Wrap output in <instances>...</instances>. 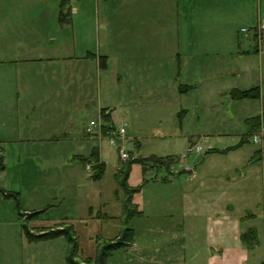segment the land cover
Instances as JSON below:
<instances>
[{
  "label": "crops",
  "instance_id": "obj_1",
  "mask_svg": "<svg viewBox=\"0 0 264 264\" xmlns=\"http://www.w3.org/2000/svg\"><path fill=\"white\" fill-rule=\"evenodd\" d=\"M91 1L76 0L71 13H66L69 9L64 8L66 21L63 23L59 20L63 11L61 0L43 8L42 4H33V10H48L46 13L50 12L51 20L48 25L41 23L38 26L47 28L42 33L20 42L25 47L23 56L0 60V70L8 64L16 67L29 65L11 69L16 74L15 81L0 84V104L29 106L32 113H37L41 107H61L67 117L49 137L43 132L22 137L19 128H15L13 134L0 131V144H5L7 148L11 145L19 148L16 154L22 177L25 166L28 174L33 165L45 170L50 162L60 168L62 162H59L61 158L58 154L62 155L64 151L69 155L63 165L72 169L75 165V141H94L85 133L92 122L88 126L86 124L81 134L75 135L73 131L75 110L86 109L91 103L88 88L94 87L95 73L107 75V91H112L113 81L117 82L118 86L115 84L114 87L117 94L114 96L118 103L128 107L165 97L170 88L176 86V49L170 37H166V32L174 29V13L182 9L185 16L193 18L190 27L195 26L197 31L194 36L187 35L189 46L183 56L184 71L190 70L189 73L194 72L199 78L191 86L198 85L206 78L207 67L197 59L211 55L230 57L233 61L228 63L226 74L238 73L242 78L247 77L249 83L237 89L242 92L259 89V98L250 100L259 104V114L243 119L234 117L233 120L242 124L247 132L235 136L221 133V136H229L220 142L222 146L227 144V147L220 148L222 151H210L193 170L187 168L179 172L178 165H174L171 157H168L171 162H167V167L158 165L154 168L152 164L157 162L151 161V166L144 162L145 180L141 189L130 183L129 178L130 189L138 190L132 197V204L139 214L130 220L128 226L122 215V231L135 227L134 221L138 217L152 221L165 218L166 225L162 226L159 222L150 224L158 232L168 231L173 235L172 244L168 240L158 245L150 244L144 237L131 244L129 249L136 252L142 264H250L253 260L254 264H260L259 258L264 252V242H261V229L264 230V143L254 148L248 139L255 133L254 125L249 120L260 118L262 121L264 118V74L261 76L263 80L254 84L253 75H250L254 72L249 66L256 58L264 63V36L253 35L245 44L238 42V36L230 30L226 40L218 35L207 37L205 23L212 27L213 34L222 27L217 17L220 4L217 0H182V8L179 0L178 3L177 0ZM208 6L211 17L206 20ZM49 30L56 33L50 34ZM141 31L150 35H140ZM159 31L164 36H160ZM88 34L91 35L90 39L87 38ZM246 46L248 51L245 50ZM48 74L50 80H47ZM32 75H41L42 81H30L28 76ZM181 79L179 75L178 81ZM6 95L8 98L5 99ZM231 100L235 101L233 98ZM98 101L101 106L102 96ZM109 104H112L110 100ZM116 109H102V112L106 110V114L112 118ZM126 114L130 116L131 113ZM93 119L95 122L97 118ZM26 120L29 122V118ZM21 122L0 116V125L4 127ZM39 123L41 120L35 117L37 128ZM173 130L171 138L189 139L193 146L202 140L209 141L204 135L194 136L193 133ZM230 140L231 146L228 144ZM25 152L30 154L26 156ZM209 159H214L213 163ZM165 169L167 176L162 175ZM0 170L6 176L8 163L4 157L0 160ZM146 191H149L148 196ZM106 219L112 220V217L107 215ZM251 229L256 231L258 239L253 247L246 246L242 241V236ZM179 240L183 241L180 245L176 243Z\"/></svg>",
  "mask_w": 264,
  "mask_h": 264
},
{
  "label": "rangeland",
  "instance_id": "obj_2",
  "mask_svg": "<svg viewBox=\"0 0 264 264\" xmlns=\"http://www.w3.org/2000/svg\"><path fill=\"white\" fill-rule=\"evenodd\" d=\"M56 1L58 0H0V60L8 61L23 56L25 47L20 42H24L31 35L42 33L44 26H38L41 23L48 25L51 20L50 12L46 13L48 10H33L31 9L34 7L33 4H42L43 8L45 5L55 4ZM217 1L220 3L217 17L222 27L218 29V33L213 34L212 27L205 23L207 37L212 38V35H218L217 37L226 40L230 30L238 36V42L245 44L251 40L253 35L264 36V0ZM62 3L63 0H61ZM179 3L182 8L183 1L179 0ZM73 4H76V0L66 1V10L69 9L66 13L72 12L70 9ZM208 8L206 20L211 17V8L210 6ZM192 19L190 15L185 16L182 9L180 11L177 9L173 17L174 29L166 32V37H170L176 49L174 73L176 72L177 77L176 86L170 88L168 95L156 97L144 103L138 102L129 107L125 106V104L118 103L117 97L114 96L117 94L114 89L115 84L116 87L118 86L117 82L113 81L112 91H107V75L100 72L93 76L95 88H88V93L91 94L90 105L86 109L75 110V130L73 131L75 135L76 133L81 134L86 124L88 126L94 121V117L97 118L95 121L98 124L115 130L126 125L125 139H120L117 143L119 146H124L129 160L124 161L118 148L110 146V141L107 139L109 138L107 137L108 132L104 129L103 139L89 136L86 129V136L94 141H75V165L72 169L63 165L69 155L64 151L62 155L58 154L61 158L59 162H62L60 168L54 167L55 165L49 162L45 170L39 165H33L28 174L25 166L23 167L25 175L22 177L16 154L19 148L13 145L7 148L5 144H0L2 157L8 163L6 176L0 170V264H67V259L74 249V243L77 248L75 262L95 264L101 248L118 241L123 232V221L120 218L122 215L125 218L123 208L129 196L121 182L130 162H135L131 166L130 183L141 189L145 180L143 177L144 162L149 165L151 161L157 162L155 165L152 164L154 168L158 165L167 167V162H171L168 157H171L175 162L174 165H178L179 172L181 169L184 172L186 168L193 170L196 165L201 164L203 157H206L210 151H222L220 148L227 147V144L222 146L220 142L225 141L224 139H228L229 136H221V133L235 136L247 132L246 128L242 124H237L233 118L243 119L259 114V104L248 99L231 100V93L242 92L237 88L244 84L249 85L247 77L242 78L238 73L226 74L229 68L228 63L233 61L232 58L225 55H211L208 58L197 59V62L201 60L207 67L206 78L198 85L191 86L199 78H196L197 75L194 72L189 73L190 70L184 71L183 56L189 46L187 35L194 36L197 33L195 26L190 27ZM49 33L55 34L56 32L49 30ZM159 34L164 36L161 31ZM140 35L149 36L150 34L141 31ZM87 38L90 39L91 35L88 34ZM245 50L248 51L247 46ZM218 63L220 67H217ZM253 63L249 68L254 72L250 75H253L252 79L255 84L263 80L261 76L264 74V63L262 64L258 58ZM23 67H29V65L20 64L16 67L8 64L3 66L4 69L0 70V84L15 81L16 74L11 72V69ZM13 74H15L14 78H12ZM179 75H181V81H178ZM28 78L30 81H42L41 75H32ZM47 80H50L49 74ZM227 91L230 92L227 93ZM99 96H102L101 106L98 101ZM6 98H8L7 95ZM109 100L113 105L109 104ZM107 108L117 109L114 116L110 117V121L106 123L102 109ZM126 113L131 114L128 116ZM0 116H6L7 120L12 118L22 121L21 124L14 123L10 127L0 125V131L11 134L15 132V128H19L22 137L38 132H43L46 137H49L55 128L60 127L66 121L67 117L61 107H41L40 111L32 113L29 106L20 107L8 103L0 104ZM35 117L41 120L38 128V125L34 124ZM26 118H29V122ZM173 129L185 134L193 133L194 136L204 135L209 138V141L202 140L193 146V142L189 139L171 138L174 133ZM228 144L231 146V140ZM251 144L254 148L259 147ZM197 146L203 147V154H188L191 147ZM94 149L100 152L104 160L99 155L100 163L105 162L107 165L99 181L91 178L93 161L86 163L83 161V159H90ZM28 154L25 152L26 156ZM213 161L214 159H209V162L213 163ZM89 166H92L91 170ZM166 171L165 169L162 175L167 176ZM146 193L148 196L149 191ZM7 195H12L14 198ZM107 215L112 217V220L106 219ZM150 222L166 225L164 217L157 221L138 217L134 221L135 227L132 228L134 230L132 243L144 237L149 240L150 244L158 245L163 243V240H168L172 244L173 235L168 231L158 232ZM135 229H137L136 233ZM64 231L65 234L40 239L43 235ZM261 232L263 244L264 230L261 229ZM70 238L75 242L72 243ZM176 243L180 245L183 241L179 240ZM129 248L114 252L107 264H142L136 252ZM254 262L253 260L250 264ZM259 262L264 264V252Z\"/></svg>",
  "mask_w": 264,
  "mask_h": 264
},
{
  "label": "trees",
  "instance_id": "obj_3",
  "mask_svg": "<svg viewBox=\"0 0 264 264\" xmlns=\"http://www.w3.org/2000/svg\"><path fill=\"white\" fill-rule=\"evenodd\" d=\"M67 0H63L62 6L61 8L64 11V8H66L65 4H66ZM61 12V16H60V22H65L66 21V15L64 14V12ZM260 96L259 94V89H252L250 91H246V92H234L232 93V98L235 100H255L258 99ZM107 111L103 112L104 118H105V122H109L110 121V115L106 114ZM260 118H255V119H251L249 120V123L251 125H254L253 128L255 129V132L258 131V129L260 128ZM109 129V127L105 126V131ZM249 140V139H248ZM100 153L98 150H94L90 156V159H83L84 163L86 162H91V160L93 161L94 167H93V175H92V179L94 181H99L102 179L107 165L103 162L102 164L100 163V157H99ZM141 162V160H140ZM135 162H130L128 164V169L127 171L123 174V180L121 182L123 188L126 190V193L129 196V199L126 203V205L124 206V215H125V225L128 226L130 220L136 216L138 213V211L135 209V207L132 204V197L133 195H135L138 190H133L130 189L129 187V178H130V174H131V166L132 164ZM166 164V162H165ZM9 197L14 198V196L12 195H7ZM16 198V197H15ZM65 234L66 232H61V233H57V234H52V235H43V237H41L40 239H46L48 237H56L59 236L61 234ZM134 240V231L127 227L125 230H123V232L121 233V235L119 236L118 241L114 242V243H109L104 245L100 252L98 253L96 260H95V264H107L109 257L116 251L119 250H123V249H127L129 248L130 244L133 242ZM70 241L72 243L75 242V240L70 238ZM242 241L246 246H254L258 239H257V233L254 229L249 230L245 235L242 236ZM77 248L75 247V243H74V249L72 251V253L70 254V256L67 259V264H78L77 262H75V253H76Z\"/></svg>",
  "mask_w": 264,
  "mask_h": 264
},
{
  "label": "built area",
  "instance_id": "obj_4",
  "mask_svg": "<svg viewBox=\"0 0 264 264\" xmlns=\"http://www.w3.org/2000/svg\"><path fill=\"white\" fill-rule=\"evenodd\" d=\"M103 125L98 124L96 121L92 122L89 127L87 128V134L89 136L92 137H97L99 139H103ZM127 133L126 130V126L123 125L121 126L119 129H110L108 132V136L109 141H110V146L111 147H116L118 148L119 154L121 156V158L126 161L129 160V155L126 153L124 146H119L118 145V140L120 139H125V135ZM250 142L253 143L254 145L257 146H262L264 143V118L261 121V125H260V129L258 132L254 133L253 135H251L250 137ZM204 149L201 146H197V147H192L188 150V154H197V155H201L203 154ZM2 158V149L0 147V160ZM181 161H183V159H181ZM92 166H89V170H91ZM186 170H188L186 168Z\"/></svg>",
  "mask_w": 264,
  "mask_h": 264
}]
</instances>
